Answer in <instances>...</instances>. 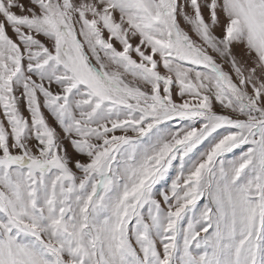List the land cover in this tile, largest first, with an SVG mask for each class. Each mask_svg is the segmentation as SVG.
<instances>
[{
    "label": "snow or ice",
    "instance_id": "1",
    "mask_svg": "<svg viewBox=\"0 0 264 264\" xmlns=\"http://www.w3.org/2000/svg\"><path fill=\"white\" fill-rule=\"evenodd\" d=\"M0 264H264V0H0Z\"/></svg>",
    "mask_w": 264,
    "mask_h": 264
}]
</instances>
